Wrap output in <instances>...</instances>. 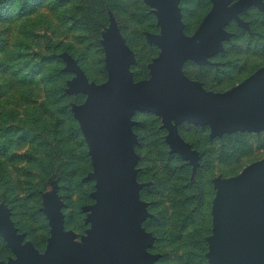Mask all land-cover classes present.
Masks as SVG:
<instances>
[{"label": "water", "instance_id": "obj_1", "mask_svg": "<svg viewBox=\"0 0 264 264\" xmlns=\"http://www.w3.org/2000/svg\"><path fill=\"white\" fill-rule=\"evenodd\" d=\"M158 11L164 31L147 36L161 52L150 64L151 78L133 83L128 72L131 59L118 39L106 40L105 61L108 81L89 84L70 57L67 70L76 75L69 83L73 93L86 99L74 109V118L88 147L95 181V204L86 249L75 243L62 229L57 211L58 200L46 199L44 214L52 227L51 238L43 254L22 244L9 220L8 211H0V236L16 258L0 264H153L146 253L151 235L141 228L142 212L132 169L135 155L128 127L135 110L152 112L162 119L169 132L172 151L190 157L194 152L178 136L175 124L190 122L208 125L213 134L264 127V67L244 82L223 93H212L200 84L182 81L173 66L185 59L203 64L221 50V29L238 12L257 0H218L195 33L194 39L182 34L177 0H142ZM101 43V41H100ZM213 235L208 243L214 252L206 254L213 264H264V160L246 167L238 176L219 185L213 201Z\"/></svg>", "mask_w": 264, "mask_h": 264}, {"label": "rangeland", "instance_id": "obj_2", "mask_svg": "<svg viewBox=\"0 0 264 264\" xmlns=\"http://www.w3.org/2000/svg\"><path fill=\"white\" fill-rule=\"evenodd\" d=\"M118 1L124 5V12L118 17L109 13V24L100 34L103 65L92 63L90 54L85 55L82 67L68 53L55 54L57 60H60L58 66L63 64L61 73L67 74L64 77V90L68 96L73 97L74 103L70 104L73 118L74 109L81 107L86 95L70 91L69 83L76 75L66 69V57L76 62L89 84L103 85L108 81L104 48L106 40L114 34L119 45L126 50L127 56L131 59L128 72L132 82H147L151 78L149 66L159 56L161 50L156 44L150 43L147 36L163 34L162 20L158 16V11L142 0ZM216 1L218 0H177L182 34L186 38L194 39L196 31L214 8L213 2ZM237 1L232 0L231 4ZM10 7V0H0V30L9 28L12 22L10 20H13L9 12ZM237 15L242 25L232 19L221 27L225 34L221 37L220 51L208 57L203 64L193 59H185L175 64L173 66L175 75L184 82L200 84L208 92L223 93L263 68L264 0L249 3ZM38 18L40 17L35 19ZM5 34L7 39V32ZM128 127L132 133V149L136 157L132 173L142 212L140 225L152 238L151 244L145 250L146 253L155 258L153 264H164L163 251L169 253L170 246L164 233L166 221L163 217H171L173 214L174 200L196 195L202 197V211L206 212L207 208L210 214L211 232L205 237L207 245L205 259L206 264H213V260L206 258V254L214 252L208 239L214 234L212 208L218 187L238 176L251 164L264 160V127L251 132L242 129L213 134L208 125L197 126L185 121L175 124L178 136L194 152L195 163L191 162L189 156H182L178 150H171L166 138L169 132L156 114L135 110L130 115ZM82 140L84 144L81 147L82 153L80 154L79 148L73 156L71 164L75 169L73 174H68V177L62 180L51 178L45 190L38 192V197L32 198L30 178L17 171L23 162L13 161L11 162L13 166L8 165L10 179L17 185L12 195L14 198L9 194L3 197L4 186L0 181V211L9 212L11 226L22 238V244H29L39 254L45 252L51 238L52 227L44 214L48 198L58 200L57 211L63 232L82 248H87L85 241L89 237L87 233L92 229L90 219L94 215L90 210L95 204L92 194L96 188L95 181L88 179L93 167L83 136ZM23 150L24 148L16 154L19 155ZM165 152L168 155H175L183 162L185 168L190 170L191 181L201 182V194L192 196L191 191H183L184 185L179 186L178 195L174 194L173 186L177 176L171 169H178V165L174 158L173 160L166 158ZM15 258L14 252L0 236V263H7Z\"/></svg>", "mask_w": 264, "mask_h": 264}, {"label": "trees", "instance_id": "obj_3", "mask_svg": "<svg viewBox=\"0 0 264 264\" xmlns=\"http://www.w3.org/2000/svg\"><path fill=\"white\" fill-rule=\"evenodd\" d=\"M10 1L13 20L0 30V181L3 197L12 196L17 185L8 165L23 162L17 171L30 178L35 198L51 178L62 180L73 174V156L84 146L70 110L73 97L64 90L67 74L61 73L63 64L58 66L55 54L68 53L81 67L90 54L92 63L103 65L100 34L109 24V13L118 17L125 7L118 0ZM164 155L178 165L171 169L177 176L174 194L180 185L192 196L201 194V182L189 179L190 170L183 162ZM202 201L196 195L174 200L173 214L163 217L170 246L169 253L163 251L164 264H206L205 237L210 235L211 221L209 210L202 211Z\"/></svg>", "mask_w": 264, "mask_h": 264}]
</instances>
